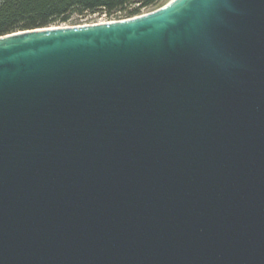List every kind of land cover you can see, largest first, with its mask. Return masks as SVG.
I'll use <instances>...</instances> for the list:
<instances>
[{
    "label": "water",
    "instance_id": "1",
    "mask_svg": "<svg viewBox=\"0 0 264 264\" xmlns=\"http://www.w3.org/2000/svg\"><path fill=\"white\" fill-rule=\"evenodd\" d=\"M0 264H264V0L0 35Z\"/></svg>",
    "mask_w": 264,
    "mask_h": 264
},
{
    "label": "trees",
    "instance_id": "2",
    "mask_svg": "<svg viewBox=\"0 0 264 264\" xmlns=\"http://www.w3.org/2000/svg\"><path fill=\"white\" fill-rule=\"evenodd\" d=\"M159 0H0V35L21 29L62 24L71 14L117 11L132 15ZM136 2V6H131ZM128 7H131L130 9Z\"/></svg>",
    "mask_w": 264,
    "mask_h": 264
},
{
    "label": "rangeland",
    "instance_id": "3",
    "mask_svg": "<svg viewBox=\"0 0 264 264\" xmlns=\"http://www.w3.org/2000/svg\"><path fill=\"white\" fill-rule=\"evenodd\" d=\"M169 0H159L155 4L148 5L146 7L140 8V11H149L152 9H155L162 4L166 3ZM136 2L132 3L131 6H136ZM125 12V11H124ZM113 14V13H112ZM112 14H105L104 12H93V13H83V14H77L73 13L71 14L69 20L62 24H81V23H90V22H97V21H104L109 18L115 17L111 16Z\"/></svg>",
    "mask_w": 264,
    "mask_h": 264
},
{
    "label": "built area",
    "instance_id": "4",
    "mask_svg": "<svg viewBox=\"0 0 264 264\" xmlns=\"http://www.w3.org/2000/svg\"><path fill=\"white\" fill-rule=\"evenodd\" d=\"M128 8L130 9L131 7H128ZM145 12H147V11H140L138 13L129 15V14H126L127 13L126 11L125 12L117 11L116 13L111 15V16H115V17L109 18L107 20L124 19V18H128V17L135 16V15H138V14H142V13H145ZM107 20H104V21H107Z\"/></svg>",
    "mask_w": 264,
    "mask_h": 264
}]
</instances>
